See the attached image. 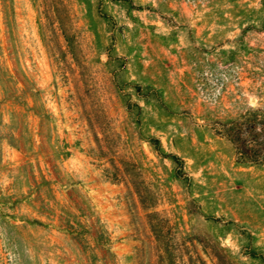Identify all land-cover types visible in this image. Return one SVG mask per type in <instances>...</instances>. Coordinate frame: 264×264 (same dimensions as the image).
<instances>
[{"label": "rangeland", "instance_id": "obj_1", "mask_svg": "<svg viewBox=\"0 0 264 264\" xmlns=\"http://www.w3.org/2000/svg\"><path fill=\"white\" fill-rule=\"evenodd\" d=\"M248 108L264 0H0V264H264Z\"/></svg>", "mask_w": 264, "mask_h": 264}, {"label": "trees", "instance_id": "obj_2", "mask_svg": "<svg viewBox=\"0 0 264 264\" xmlns=\"http://www.w3.org/2000/svg\"><path fill=\"white\" fill-rule=\"evenodd\" d=\"M216 135L228 141L239 164H264V110L248 108L236 117L215 121ZM212 124V125H213Z\"/></svg>", "mask_w": 264, "mask_h": 264}]
</instances>
